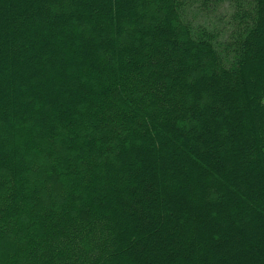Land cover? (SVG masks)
<instances>
[{"label": "trees", "instance_id": "trees-1", "mask_svg": "<svg viewBox=\"0 0 264 264\" xmlns=\"http://www.w3.org/2000/svg\"><path fill=\"white\" fill-rule=\"evenodd\" d=\"M0 264H264V0H0Z\"/></svg>", "mask_w": 264, "mask_h": 264}]
</instances>
